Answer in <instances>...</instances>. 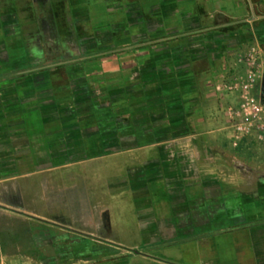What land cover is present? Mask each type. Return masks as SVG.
Masks as SVG:
<instances>
[{"label":"crops","instance_id":"crops-1","mask_svg":"<svg viewBox=\"0 0 264 264\" xmlns=\"http://www.w3.org/2000/svg\"><path fill=\"white\" fill-rule=\"evenodd\" d=\"M19 1L0 5V264H264V142L233 145L239 100L216 90L264 48V0H106L100 26L69 0L92 27L74 49L24 34ZM62 57L113 119L61 113L66 71L40 64Z\"/></svg>","mask_w":264,"mask_h":264},{"label":"rangeland","instance_id":"rangeland-1","mask_svg":"<svg viewBox=\"0 0 264 264\" xmlns=\"http://www.w3.org/2000/svg\"><path fill=\"white\" fill-rule=\"evenodd\" d=\"M7 0H1L0 5L4 8V11L10 8L9 2L6 3ZM45 0H36L37 5H33V11L27 8L25 5V0L19 1V12H20V17L23 22V33L28 35V36H34L33 39H37V37H45L48 40H50L49 43H47V46H51L52 49H54L55 44L57 43V39L60 37L62 39H68L64 45H66V49H74L75 47V39H77V34H79V30L82 32V36L88 37L89 35L92 34V27L90 26L89 23L83 22V25L79 26L77 24V33H75V26L73 25V21L71 16H73L74 11L71 9V4H69V0H51V3L53 4L48 5ZM67 1V2H66ZM44 2V4H43ZM113 2V1H112ZM81 5H91V12H94V21L93 24L95 23V26H100V24L106 20H111L117 13L113 14L109 10L108 2L106 0H85L84 3H81ZM119 7H121L119 5ZM118 7V13H120V10L122 9ZM55 9L56 13V19L55 15L53 14ZM1 23L3 24V27L5 30H9L10 32L12 26H8V22L5 19H2ZM92 23V22H91ZM22 33V34H23ZM21 32L18 33V39H14V45L18 46V50H13V48L8 47V50H11L10 52L16 55L24 56V59L22 58V62H24L23 66L27 65H34L39 59H37L38 55H40V52L35 51L36 58L33 56V53L30 52L31 50L27 49V46H31L28 44H31V41L27 40V36L23 37ZM2 38L6 39V41L11 40V38L7 35L4 34L0 35ZM13 38V37H12ZM9 43V42H8ZM46 46V43H45ZM16 52V53H15ZM4 63L3 65L6 67L10 66H20L18 64V59H14L13 57L4 58ZM41 61V59H40ZM51 61V60H50ZM50 61L48 59H44L42 61L43 66H49ZM264 93V91H263ZM264 95V94H263ZM247 142H250L254 145H263V143H256L252 139H247ZM248 143V145H251ZM243 143H241L238 147L242 146ZM246 145V144H244ZM246 160V159H244ZM101 182V181H100Z\"/></svg>","mask_w":264,"mask_h":264},{"label":"built area","instance_id":"built-area-1","mask_svg":"<svg viewBox=\"0 0 264 264\" xmlns=\"http://www.w3.org/2000/svg\"><path fill=\"white\" fill-rule=\"evenodd\" d=\"M253 13L256 18L255 9ZM244 63V71L235 73L231 81L216 85L217 91L234 93L239 100L238 104L226 107L231 140L236 147L247 138L264 142V48L252 46L244 56Z\"/></svg>","mask_w":264,"mask_h":264},{"label":"trees","instance_id":"trees-1","mask_svg":"<svg viewBox=\"0 0 264 264\" xmlns=\"http://www.w3.org/2000/svg\"><path fill=\"white\" fill-rule=\"evenodd\" d=\"M84 63L85 61L82 63V68H80L81 64H75L74 60L62 57L52 59L47 67V70L57 71L60 68L62 71H66V75L63 74V77L60 75L61 78L58 77L57 81H54L57 84L60 82V85L55 86L62 89L61 95L58 96L63 101L61 113L66 116L82 113L86 118L96 117L100 122L103 119H113L114 113L111 107L106 103L99 102L91 92L88 81L85 78L86 65ZM40 65L43 66L42 64ZM65 81L66 84L63 85ZM65 90L67 91L66 93L63 92Z\"/></svg>","mask_w":264,"mask_h":264},{"label":"water","instance_id":"water-1","mask_svg":"<svg viewBox=\"0 0 264 264\" xmlns=\"http://www.w3.org/2000/svg\"><path fill=\"white\" fill-rule=\"evenodd\" d=\"M263 91H264V80H263Z\"/></svg>","mask_w":264,"mask_h":264}]
</instances>
